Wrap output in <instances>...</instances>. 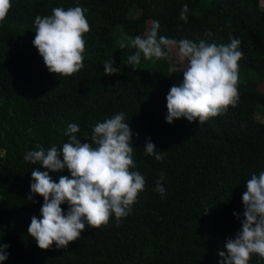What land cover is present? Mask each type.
Returning <instances> with one entry per match:
<instances>
[{
	"label": "trees",
	"instance_id": "obj_1",
	"mask_svg": "<svg viewBox=\"0 0 264 264\" xmlns=\"http://www.w3.org/2000/svg\"><path fill=\"white\" fill-rule=\"evenodd\" d=\"M262 1L260 6V0H11L0 22V244L10 246L2 264H219L218 251L241 230L246 182L264 172V123L254 117L257 106L264 108ZM185 5L186 21L180 19ZM75 6L87 10L91 29L84 35V66L70 77L56 76L33 46L35 17ZM153 21L159 22L158 38L241 41L234 107L202 124L184 118L165 122L166 97L172 85L182 83V66L177 62L181 71L172 74L163 59L157 71L129 64L135 50L118 44L121 34L146 36ZM110 60L120 71L106 76L103 65ZM120 112L138 134L131 141L132 170L144 176V191L119 222L113 215L100 228L86 225L67 248L53 244L40 250L27 232L31 218H41L43 198L27 197L32 171L45 169L26 161L25 154L38 145L62 149L72 123L80 128L75 135L81 143H91L94 126ZM147 139L163 160L144 154ZM160 173L163 196L155 191ZM49 175L54 182L71 178L66 168ZM61 207L66 213L68 205ZM248 264L264 259L252 254Z\"/></svg>",
	"mask_w": 264,
	"mask_h": 264
},
{
	"label": "clouds",
	"instance_id": "obj_2",
	"mask_svg": "<svg viewBox=\"0 0 264 264\" xmlns=\"http://www.w3.org/2000/svg\"><path fill=\"white\" fill-rule=\"evenodd\" d=\"M11 0H0V22L11 10ZM87 10L81 6L65 10L56 7L50 16L35 17V38L33 46L38 50L44 65L52 74L70 77L84 66L86 42L84 35L90 32V24L85 16ZM187 5L183 7L180 19L186 21ZM159 22L151 23L144 37L129 38V43L137 51L128 57V63H140L141 54L145 59L166 60L169 73L181 71L173 60L175 52L178 62L183 63L182 83L172 85L166 97L167 116L165 122L186 119L199 124L225 113L234 107L239 99V61L243 53L239 50L241 41L231 39L227 45L198 43L189 39L179 41L165 36L158 38ZM211 37V32H206ZM124 48L123 40L118 41ZM114 61L105 62L104 75L112 76L118 71ZM30 131V130H29ZM80 131L77 124L67 127L65 135L69 142L62 149L51 146L45 150L28 151L24 159L33 165L37 163L45 171L33 170L30 194L43 198L40 217L33 216L28 235L36 241L40 250H49L55 244L57 249L67 248L70 242L78 240L85 226L100 228L108 224L114 215L117 222L130 214L131 206L145 189V178L133 171L132 137L134 134L125 122L123 112L115 114L94 126L91 143H81L75 135ZM144 154L155 160L164 159L162 151H157L150 139L144 145ZM62 157V159H61ZM70 173L60 176L54 182L49 171L60 173L64 169ZM164 173L156 183L155 191L162 196ZM67 204L65 213L61 205ZM243 219L241 230L234 239H227L225 251H218L219 264H248L252 254L264 259V172L253 174L246 182L242 195ZM233 216L240 220L238 213ZM10 246L0 244V264L7 260Z\"/></svg>",
	"mask_w": 264,
	"mask_h": 264
},
{
	"label": "rangeland",
	"instance_id": "obj_3",
	"mask_svg": "<svg viewBox=\"0 0 264 264\" xmlns=\"http://www.w3.org/2000/svg\"><path fill=\"white\" fill-rule=\"evenodd\" d=\"M259 4H260V6H262L263 5V1L260 0ZM129 38L130 37L125 36L123 34L120 35V39L123 40L124 42H127L128 44H130L129 43ZM132 48L135 50V52L137 51L136 48H134V47H132ZM173 55L175 57V61L178 62V58H177L175 52H173ZM178 63H180V62H178ZM140 65L143 68H146L148 70H153V71H157V69L159 67V65H157V60L155 58H153V59H145L142 54H141V59H140ZM180 65L182 66V68L184 67L183 63H180ZM170 78L172 80H175L171 75H170ZM263 91H264V88H263ZM255 110L258 111V112H256L254 114V117L256 118V120L259 121V122L264 123V108H262L261 106H257Z\"/></svg>",
	"mask_w": 264,
	"mask_h": 264
}]
</instances>
